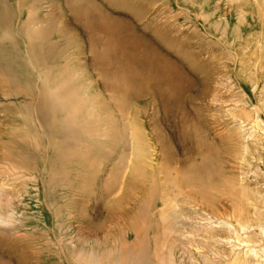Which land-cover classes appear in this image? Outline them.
<instances>
[{
    "label": "rangeland",
    "instance_id": "obj_1",
    "mask_svg": "<svg viewBox=\"0 0 264 264\" xmlns=\"http://www.w3.org/2000/svg\"><path fill=\"white\" fill-rule=\"evenodd\" d=\"M177 1L0 0V19L7 13L12 27L14 9L17 14L13 5L22 4L27 39L33 33L51 35L56 46L48 50L57 56L56 67L66 63L79 74L77 83H82L83 93L91 100L102 135L93 136L96 152L59 164L62 186H53L44 174L47 158L43 146L28 142L15 148L18 156L27 154L20 161L29 164H16L20 178L27 182L9 183L8 167L12 165L4 154L12 150L5 148L4 141L10 140V131L16 127L12 119L24 122L32 113L46 110L40 108V81L29 66L25 68L22 59L0 53V205L12 218L0 223V264H65L58 247L65 244L66 233L77 244L107 237L114 219L121 222L120 212L124 211L121 207L110 209L109 203L120 191V176L128 169L133 130L139 132L137 136L152 159L150 164L147 160L138 164L135 177L132 171L126 173L128 177L122 176L125 188L120 197H128L134 187V194L129 196L132 207L143 192L142 180H138L141 174L164 177L169 164L173 171H185L186 178L193 162L203 159L195 173L206 187L211 181L222 180L224 173L237 174V164L227 161L228 143L221 139L231 130L241 132L253 146L243 163L247 180L250 184L261 181L264 189V108L260 116L254 110V104L264 101V25L259 24L256 14L251 15L259 4L264 9V0L208 2L216 19L229 27L224 37L227 50L218 40L221 35H211L200 9L185 0ZM243 19L245 25L241 26ZM117 35L121 37L119 42L115 40ZM3 38L0 49L4 42L10 49L12 43L3 42ZM150 59L152 63L146 61ZM238 61H243L245 73L240 80L242 88L236 82ZM173 68L181 72L176 77L180 86L178 82L172 81L171 86L165 82ZM22 76L30 80L26 82ZM249 76L254 83L242 81ZM21 128H26L25 123ZM251 132L254 136H249ZM202 136L214 144L199 146L196 138ZM44 179L47 191L56 193L51 198L55 212L47 210L40 199ZM182 186L186 194L190 193ZM107 189L108 197L102 195ZM184 196L178 199L183 201ZM131 205H126L127 210ZM181 208L178 227L184 234L175 237L183 259L191 262L194 257L211 256L218 260L206 247L209 240L203 233L210 227H233L209 220L207 212L194 204L184 203ZM260 210L264 216V205ZM62 220L65 222L60 229L57 224ZM99 229L98 236L92 232ZM215 247L230 249L231 243L221 240ZM249 256L264 264V247L253 248Z\"/></svg>",
    "mask_w": 264,
    "mask_h": 264
},
{
    "label": "bare ground",
    "instance_id": "obj_2",
    "mask_svg": "<svg viewBox=\"0 0 264 264\" xmlns=\"http://www.w3.org/2000/svg\"><path fill=\"white\" fill-rule=\"evenodd\" d=\"M178 1L182 3L181 0ZM178 1L177 3H179ZM185 1L200 9V16L204 19L207 27H210L211 35L213 37L221 35L223 38L219 37L218 40L223 43L222 47L227 50L228 42L224 41L227 40L224 37L227 35L229 27L216 19L214 13H212L213 8L207 6L210 0ZM13 6L17 9L15 15V9L13 8L14 26H10L12 18H9L10 16L6 12L4 18L0 19V32L3 31L0 37L5 36L3 42L4 40L6 42L10 41L13 48L11 47L12 50L11 48L8 49L4 42L0 53L11 58L22 59L25 68L29 66L28 70L34 73L40 81L37 85V95L40 98V108L46 110L47 113L44 111L43 113H32L27 116L24 122L19 118L12 119L16 124L14 130L10 131L12 136L10 140L4 141L3 139L5 148L12 150L4 154V159L12 165L8 167L11 175L8 182H27V180L20 178L19 168L16 167V164L23 162L20 160L25 159L27 154L22 153L18 156L13 150L23 147L28 142H34L38 146L44 147L47 158L44 174L48 176L53 186H62L63 180L59 178V164L73 160V158L80 159L82 156L85 158V155L88 156L90 152H96L98 147L94 143L96 139L93 136L98 134L102 137L100 135L101 124L95 119L94 110L90 106L91 100L85 94V91L83 93L82 83H77L79 74L66 63L56 67L57 56H54L52 51L48 50L56 46L51 41V35L33 33L27 39L26 32L22 27L24 22L23 6L16 2ZM36 11H33L31 20L34 18ZM255 14L259 19V24L264 25V9L261 4L257 5L254 11L251 12V15ZM244 25L245 19L241 21V26ZM105 26L107 29L109 24L106 23ZM46 38H50L49 42L45 41ZM119 38L121 37L117 35L115 40L119 42ZM15 47L21 51L23 50V52L16 51ZM10 52L12 54H9ZM146 61L152 63L151 59ZM242 64L243 61H238L235 66L239 76V82L237 80L236 82L240 84L241 88L243 85L240 80L245 75ZM172 71V74L166 76L165 82L168 86H171L172 81L177 83L180 79L177 81L176 77H180L181 72H176L174 68ZM174 72L177 75L173 74ZM21 78H24L26 82L30 80L29 76H22ZM132 78H134L133 75ZM242 81L255 82L251 76L246 77V79L243 78ZM180 83L178 82L177 86H180ZM254 108L255 115L260 116L263 112L264 101L261 104H254ZM24 123L26 125L25 129L21 128ZM137 133L139 132L133 130L131 134L130 160L127 163L128 169L124 174H120L121 182H118L120 191L116 195H112L113 197L109 203L110 209H119V207L124 209L123 212H120V219L118 218L121 222L114 219L117 223L114 222L111 231L102 240H86L82 244H77L66 233L65 244L63 243L58 247V252L62 254L65 264H261L249 256V251L258 246L264 247V227L261 226L264 216L260 210L264 205V189L260 184L261 181L257 184H250L247 180L248 170L243 163L247 153L252 150L253 146L246 140V137L241 136V132L231 130L227 131L221 138L223 142L228 143L227 161L237 164L239 169L237 174L227 175L224 173L222 180L211 181L210 186L206 187L202 183L201 177L195 173L203 165V159L193 162V167L191 166L190 172L187 173L189 175L186 178L183 176L186 174L185 171L184 174H181L177 169L173 171V166L169 164L164 177L155 176L154 179L150 178L149 175L141 174V178L138 176V180H142L143 192L137 197V204L135 203L136 205L132 207L129 196L132 197L134 194V187H132V192L128 197H120L125 188L123 178L128 177L126 175L128 171H132L131 174L135 177L133 172L138 164H142L145 160L149 163V160L152 159L150 158L151 155L146 153V144L142 143ZM52 135L56 136L55 139H52ZM249 136H254V132H251ZM196 140L200 143L199 146L204 143L205 146L214 144L208 137L202 136L196 138ZM79 153L80 156L77 157ZM46 182L47 179L42 181L43 195L40 199L45 208L50 211L53 210L52 205L54 204L51 198L56 193L47 191ZM182 185L189 188L190 193L186 194ZM2 191L3 187L0 184V199L1 195L3 196ZM27 191L25 189V192ZM181 194L186 195L183 201L178 199ZM102 195L108 197L110 191L107 189V193L103 192ZM182 202L194 204L196 207L205 210L209 220L215 219L216 223L233 227V229L223 228V230L210 227L203 233V237L209 240L206 247L210 250L212 256L219 257L218 260L212 259L211 256L194 257L195 260L191 262L183 259L176 245L178 239L175 237L176 234H184L178 227V219L183 214V208L181 207L184 203ZM126 205H131L132 208L130 207L131 209L127 210ZM3 207L0 205V223H7L12 218ZM57 210L61 214L60 207ZM53 211L55 212V210ZM109 213L113 216L112 211H109ZM64 222L65 220H62L57 226L61 229ZM92 232H95L94 234L98 236L97 233H100V229ZM190 233H194V231H190ZM221 240L231 243V248H216L215 243ZM240 246H243V248L236 250Z\"/></svg>",
    "mask_w": 264,
    "mask_h": 264
}]
</instances>
